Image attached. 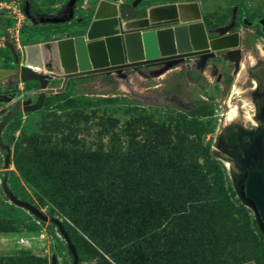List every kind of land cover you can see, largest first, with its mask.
Masks as SVG:
<instances>
[{
    "label": "trees",
    "instance_id": "trees-1",
    "mask_svg": "<svg viewBox=\"0 0 264 264\" xmlns=\"http://www.w3.org/2000/svg\"><path fill=\"white\" fill-rule=\"evenodd\" d=\"M144 117L138 113L125 121L124 139L115 131L117 119L107 117L100 129L109 135L107 147L90 149L75 137L69 144L52 142L54 130L63 132L87 118L80 110L69 113L67 121L56 115L40 132L26 135L25 146L14 152L15 168L39 200L64 217L79 261L264 264V243L249 228L235 226L237 209L225 197L218 165L216 171L197 161L201 122L184 116L173 127L171 121L151 122L150 131L157 128L158 136L140 142ZM189 131L197 133L194 145L185 142ZM71 134L68 130L64 137ZM190 153L195 156L186 160ZM0 264H46V259L17 255Z\"/></svg>",
    "mask_w": 264,
    "mask_h": 264
},
{
    "label": "rangeland",
    "instance_id": "rangeland-1",
    "mask_svg": "<svg viewBox=\"0 0 264 264\" xmlns=\"http://www.w3.org/2000/svg\"><path fill=\"white\" fill-rule=\"evenodd\" d=\"M31 1L32 9L41 12L42 15L51 16L61 14L60 7L65 8L68 0ZM186 1L198 2L202 20L206 27L212 30H208V33H223L224 29L229 26L233 30H239L240 47L243 53L241 69L235 80L233 78L227 80L231 81L234 91L243 90L251 85L247 79L245 80V76L253 77L254 73H252V69H248L246 73L245 63L249 62L252 68L258 63L264 67V32L257 24L248 26L247 21L253 22L256 18H264V0H144L141 6ZM21 3L22 0H0V23L8 28V38L0 31L1 66H10L12 63L11 51L4 45L5 39H8L14 51L20 54L27 44L47 41L55 36L79 33L89 20L92 10V6L83 0H78L74 6V16L68 22L34 24L25 17L22 6H20ZM18 10L23 15L19 14ZM127 73L133 91L150 99L149 101L132 95L124 84V80L115 74L98 73L69 79L61 93L45 96L40 109L21 112L8 122L3 135V139L10 146L8 168L3 166V159L0 156L1 260L17 255H36L44 257L46 264H51L53 257L56 264H73L66 242L56 225L50 220L37 218L13 201V198L26 201L47 217L58 221L62 222L64 218L60 213L52 212L49 203L44 204L39 200L36 190L17 171L12 158L16 149L25 146L26 135L37 134L41 131L42 125L53 121L56 115H60L61 120L66 117L67 121L69 113L76 110L82 111L87 115V118L71 124L73 128L63 132L54 130L52 142L58 140L61 143L69 144L75 137L81 145L87 148L95 149L100 145L106 148L109 135L100 133V129L105 126L103 120L108 119L107 117L117 119L115 131L124 139L126 137L122 128L125 121L135 119L138 113L145 114L136 137L140 142L148 137L158 136L157 128L155 131H150L152 129L151 122L168 124L171 121V127H173L182 116L186 120L197 119L202 126L199 128L202 131L199 136L200 145L197 148V153L199 151L200 153L197 161L203 167L207 162L210 168L215 170L218 165L225 197L237 209L234 215L239 220L235 226L238 229L240 227L249 228L264 243V229L254 206L243 197L242 193V182L247 168L258 161V159L249 157L252 153H260L261 144L253 140L252 132H249L255 127L240 121L238 124L239 143L237 144V139L234 136L229 142L228 123L233 121L237 115L235 109L238 102L235 101V98L229 97V100L223 98L220 87L208 79L205 86H190L180 78L178 70L175 69L149 79H145L134 71H127ZM50 84L60 85L61 80L54 79ZM0 86L11 87L8 80L0 82ZM20 86L23 84L20 83ZM172 94L182 96L183 101L189 103L191 107L183 109L155 100ZM17 96L22 99L26 97L22 96L21 92H18ZM243 103L246 107L255 108L253 102L248 98L243 97ZM63 111L66 114H62ZM230 115L234 117L232 120ZM144 127L146 129H143ZM181 129L184 128L181 126ZM68 130H72V134L65 138V133ZM196 140H198L196 131H189L186 134L185 142H191L194 145ZM236 144L237 146H235ZM195 153L192 156L191 153L186 154L184 158L192 160ZM225 212L226 215L227 212ZM242 224L243 226H241ZM6 227H12L14 231H3ZM78 264H94V261H79L78 258ZM241 264H255V262L246 260Z\"/></svg>",
    "mask_w": 264,
    "mask_h": 264
},
{
    "label": "water",
    "instance_id": "water-1",
    "mask_svg": "<svg viewBox=\"0 0 264 264\" xmlns=\"http://www.w3.org/2000/svg\"><path fill=\"white\" fill-rule=\"evenodd\" d=\"M78 0H68L62 14L33 16L28 2L24 7L26 18L34 24H61L74 16V6ZM91 7L89 20L77 35L65 34L59 39L30 43L23 47L20 62L13 46L5 39L4 45L14 56L10 66L0 65V82L8 80L9 85L19 82L36 84L38 97L24 111H35L42 107L45 96L61 93L71 78L105 73L115 74L124 80L130 93L133 91L127 71H134L142 77L147 75L142 66L163 63L150 71L156 77L172 68L178 60L218 51L226 60L235 61L239 57V33L234 32L218 38L208 39V31L202 21L200 7L196 1L172 2L153 6H141L144 0H83ZM0 28L8 38L6 28ZM226 27L223 32L227 31ZM228 50H232L227 52ZM236 57H231L228 54ZM31 67L41 68L45 73H36ZM61 80L60 85H51L52 80ZM14 95H0V102L13 104ZM7 113L0 121V131L15 114ZM0 145L2 142L0 140ZM6 148L4 166L10 160V150ZM243 197L254 206L264 229V157L247 168L243 179ZM13 201L41 220H50L58 228L72 256L73 264H78V254L61 221L47 217L32 204L13 198ZM51 264H56L53 257Z\"/></svg>",
    "mask_w": 264,
    "mask_h": 264
},
{
    "label": "flooded vegetation",
    "instance_id": "flooded-vegetation-1",
    "mask_svg": "<svg viewBox=\"0 0 264 264\" xmlns=\"http://www.w3.org/2000/svg\"><path fill=\"white\" fill-rule=\"evenodd\" d=\"M26 2H28L30 13L33 16H36L35 19H37V16L42 15L41 12L35 11L34 9H32L31 0H22V3L20 6H22L23 13H24V7H25ZM60 8L62 12L65 9L62 7ZM247 24L248 26L257 24L261 28L262 32H264V18H261V17L256 18L253 20V22L247 21ZM204 26L207 31L208 30L212 31L211 29H208L205 24ZM4 27L6 28V31L8 32V28L6 26ZM0 31H2L1 28H0ZM234 32L239 33L238 42H239L240 52H239V57L237 59V62L223 59L219 55L218 51H210L206 54H202V55L199 54V55L184 58L183 60H178V63L175 66L166 70L165 72H169L170 70H173V69L178 70V74L180 78L186 81L190 86H194V87L196 85L205 86L207 84V81L210 80V82H214V84L220 87L221 89L220 93H221V96H223V98H225L226 100L227 99L229 100V97L235 98V101L238 102V105L236 106V109H235L237 112V115L235 116L233 121L228 123L229 127L227 128L230 132L229 134H227V136L229 138V142L232 136H234L237 139V144L239 143L238 142L239 141L238 135L240 134V129L238 127L239 121L241 123L246 122L249 126H254L255 129L249 130V132L250 131L252 132L251 136L253 140L261 144L260 153L258 152L252 153L249 158L259 160L262 157H264V67L258 65L259 64L258 63V64H255V66L252 68L249 62H246L245 63L247 67L246 73L248 72V69H252V73H254L253 77L248 76V75L245 76V80L247 79L248 83L251 85L247 86L246 88H243V90L239 89V90L234 91L231 81L227 79L233 78L235 80L241 69L243 53L240 47V32L239 30H233L229 28L227 31L223 33H208V39L218 38L223 35L231 34ZM4 43H5V40H4ZM230 51L232 50H228L227 52H230ZM19 55L20 54L18 53L17 54L18 62H20ZM228 55L231 57H236L235 55L231 53ZM11 58L13 62L14 56L12 55V53H11ZM162 66H163L162 62L155 64V65L142 66L141 69L142 70L144 69L143 71L147 75L144 78L149 79L151 77L150 71L158 70ZM20 83L21 82H19L15 86H11V87L9 86L6 88L0 86V95H6V96L12 95V94L14 95V97L12 98L13 104L0 102V104H3V106H0V121L7 113L13 111L14 109L13 105H16L15 114L6 122V124L0 131V140L2 142V146L0 145V156H2V159H3V166H4V156L6 154L5 147H8L10 150V146L5 142V139H3L4 131H5V128L8 122L12 120L13 118L17 117L21 112H27V111H24V108L34 103L38 97V93L36 92L38 86L36 84L22 83L23 86H20ZM18 92H21V95L22 96L25 95L26 97L22 99L20 96H17ZM243 97L248 98L250 101H252L255 108L252 109L250 107H246L243 103ZM142 99L147 100V101L150 100L144 97L143 95H142ZM155 100L164 102L166 104L175 105L183 109H187L191 107L189 103L183 101V98L180 95L172 94V95L160 97ZM237 144L235 146H237ZM8 166H9V163H8ZM8 166L7 167L4 166V167L8 168Z\"/></svg>",
    "mask_w": 264,
    "mask_h": 264
},
{
    "label": "built area",
    "instance_id": "built-area-1",
    "mask_svg": "<svg viewBox=\"0 0 264 264\" xmlns=\"http://www.w3.org/2000/svg\"><path fill=\"white\" fill-rule=\"evenodd\" d=\"M18 13L19 14H21V15H23L22 13H21V11H19L18 10ZM31 69L34 71V72H36V73H41V72H43V73H45V71L43 70V69H41V68H37V69H33V67H31Z\"/></svg>",
    "mask_w": 264,
    "mask_h": 264
},
{
    "label": "crops",
    "instance_id": "crops-1",
    "mask_svg": "<svg viewBox=\"0 0 264 264\" xmlns=\"http://www.w3.org/2000/svg\"><path fill=\"white\" fill-rule=\"evenodd\" d=\"M63 13V12H62ZM61 13V14H62ZM70 36H74V35H77V34H69ZM61 37H64V35H62V36H55V37H52L50 40H52V39H59V38H61Z\"/></svg>",
    "mask_w": 264,
    "mask_h": 264
},
{
    "label": "bare ground",
    "instance_id": "bare-ground-1",
    "mask_svg": "<svg viewBox=\"0 0 264 264\" xmlns=\"http://www.w3.org/2000/svg\"><path fill=\"white\" fill-rule=\"evenodd\" d=\"M34 69V68H33ZM234 117H233V115H230V119L232 120Z\"/></svg>",
    "mask_w": 264,
    "mask_h": 264
}]
</instances>
